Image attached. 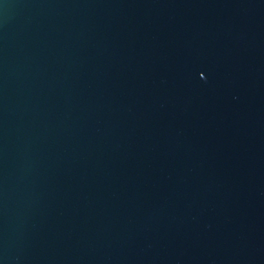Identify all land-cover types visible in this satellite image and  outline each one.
Returning a JSON list of instances; mask_svg holds the SVG:
<instances>
[{"label": "water", "instance_id": "water-1", "mask_svg": "<svg viewBox=\"0 0 264 264\" xmlns=\"http://www.w3.org/2000/svg\"><path fill=\"white\" fill-rule=\"evenodd\" d=\"M0 264H264V0H0Z\"/></svg>", "mask_w": 264, "mask_h": 264}]
</instances>
